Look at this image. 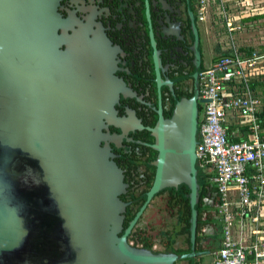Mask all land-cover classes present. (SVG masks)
Listing matches in <instances>:
<instances>
[{"label": "water", "instance_id": "water-1", "mask_svg": "<svg viewBox=\"0 0 264 264\" xmlns=\"http://www.w3.org/2000/svg\"><path fill=\"white\" fill-rule=\"evenodd\" d=\"M58 4L0 0V264H174L192 257L153 253L128 236L154 194L182 184L194 249L203 189L197 86L170 119L159 111L151 130L154 181L124 228L127 185L108 144L118 138L103 130L106 123L123 128L115 104L129 90L115 76V48L94 33H69Z\"/></svg>", "mask_w": 264, "mask_h": 264}, {"label": "flooded vegetation", "instance_id": "flooded-vegetation-1", "mask_svg": "<svg viewBox=\"0 0 264 264\" xmlns=\"http://www.w3.org/2000/svg\"><path fill=\"white\" fill-rule=\"evenodd\" d=\"M58 11L69 21V33L84 30L108 40L115 48V76L129 90L115 104L123 128L106 123L107 130H103L118 138L108 144L127 185L120 196L126 204V228L145 204L154 181L153 163L158 153L152 148L155 138L151 130L160 113L163 119H170L176 103L193 97L196 86L199 93L202 73L219 57V47L210 30L198 20L195 0H59ZM199 110L200 104L198 116ZM198 182L203 189L195 206L198 220L193 250L188 189L182 184L152 196L128 242L137 246L131 238L136 236L142 244L149 245L138 247L153 253L169 249L177 255L193 253L174 264H204L205 256H209L207 264H214L222 241L221 230L218 227L209 233L206 228L219 198L215 191ZM204 189L209 190L206 197L202 196ZM206 212L212 215L206 217Z\"/></svg>", "mask_w": 264, "mask_h": 264}, {"label": "built area", "instance_id": "built-area-1", "mask_svg": "<svg viewBox=\"0 0 264 264\" xmlns=\"http://www.w3.org/2000/svg\"><path fill=\"white\" fill-rule=\"evenodd\" d=\"M195 2L205 29L214 25L223 34L219 57L200 79L196 145L198 169L213 174L219 198L222 241L214 264H264V104L249 84L252 78L264 79V47L244 45V20L250 15L234 8L232 0ZM251 12L264 15V0H256Z\"/></svg>", "mask_w": 264, "mask_h": 264}, {"label": "crops", "instance_id": "crops-1", "mask_svg": "<svg viewBox=\"0 0 264 264\" xmlns=\"http://www.w3.org/2000/svg\"><path fill=\"white\" fill-rule=\"evenodd\" d=\"M232 6L234 8L239 7L240 10L246 11L247 13H249L248 15H250V16L247 17V19L257 16V15L253 16V13L251 12L256 6V0H232ZM214 11L215 10L213 9V12ZM259 17L260 18L258 20L247 21V19H246V21H244V24H246V27H245L246 31L244 34H242V38H243V43L245 46L252 47V48L264 47V31L260 30L261 36H258V37L256 36L257 32H256L255 28L258 27V24L264 25V22L260 23L261 21H264V15H259ZM211 21H212V18H211ZM207 28H209V27H207ZM217 28L218 27H216V30H218ZM209 32H211V31H209ZM253 32H255V33H253ZM262 88L264 89V80H263ZM237 124L238 123H235V122L232 123V125H235V126H237ZM262 136L264 137V129L262 130ZM208 213H207L206 217L207 216L210 217V215H212V213L211 214H210V212H208ZM262 214H263V218L261 219V223L264 224V213H262ZM213 215H214V217H211V219H210L211 221H209V225L206 228V231L209 233L215 231V229H217L218 227H220V230H221V222H220V219H219V216L217 213V209L214 211ZM251 226H250V228H251Z\"/></svg>", "mask_w": 264, "mask_h": 264}, {"label": "trees", "instance_id": "trees-1", "mask_svg": "<svg viewBox=\"0 0 264 264\" xmlns=\"http://www.w3.org/2000/svg\"><path fill=\"white\" fill-rule=\"evenodd\" d=\"M260 17L259 16H256V17H252V18H248L247 21H253V20H258ZM246 21V19L244 20ZM263 78L262 77H255V78H252L250 80V86L251 88L255 91V95L258 96L259 98H261L263 104H264V89L262 88L263 86ZM260 118L262 119V128H264V107L262 109V112L260 113ZM232 129V128H231ZM229 129V131L231 130ZM241 132H245L246 131V127H241L240 129ZM229 142H238L239 139L237 138H228ZM264 140V137L263 139ZM199 181L202 182L203 186L207 187V188H210V191L213 190L215 191V193H217V188L215 186V184L213 183V174L212 173H202L200 172L199 173ZM205 191H203L202 193V196L206 197L207 194H208V191L207 189H204ZM132 238V241L134 242L135 245L138 246V244H142V241L138 240L137 237H131ZM144 245V247H148L149 248V245L148 244H142Z\"/></svg>", "mask_w": 264, "mask_h": 264}, {"label": "rangeland", "instance_id": "rangeland-1", "mask_svg": "<svg viewBox=\"0 0 264 264\" xmlns=\"http://www.w3.org/2000/svg\"><path fill=\"white\" fill-rule=\"evenodd\" d=\"M261 21V20H260ZM262 22H264V21H261L260 23H262ZM218 30H216V26H214V25H212L211 27H209V30L211 31L210 32V35H211V37H212V39H213V41H214V43H219V40L222 38V31H220V29L219 28H217ZM255 30H256V36L258 37V36H261V34H260V30H262V31H264V25H261V24H258V27L257 28H255ZM215 31V32H214ZM253 33H255V32H253ZM241 40L243 41V38H242V36H241ZM201 106L202 105H200V110H199V112H200V115L199 116H201ZM197 167H198V165H197ZM209 256H205L204 257V259H203V263L204 264H207L208 263V261H209Z\"/></svg>", "mask_w": 264, "mask_h": 264}]
</instances>
